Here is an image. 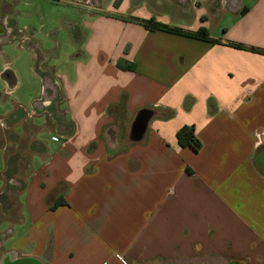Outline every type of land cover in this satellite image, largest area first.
<instances>
[{"label": "crops", "instance_id": "obj_1", "mask_svg": "<svg viewBox=\"0 0 264 264\" xmlns=\"http://www.w3.org/2000/svg\"><path fill=\"white\" fill-rule=\"evenodd\" d=\"M49 1L78 9V51L31 96L44 124L11 116L16 141L58 132L33 133L0 264H264V0ZM185 124L199 151L177 144Z\"/></svg>", "mask_w": 264, "mask_h": 264}, {"label": "rangeland", "instance_id": "obj_2", "mask_svg": "<svg viewBox=\"0 0 264 264\" xmlns=\"http://www.w3.org/2000/svg\"><path fill=\"white\" fill-rule=\"evenodd\" d=\"M10 1L12 2L0 0V188L4 183L3 172L11 162L16 165V170L13 171L15 179L25 177L29 172L30 148L38 149V144L42 146L41 142L31 141L35 131L39 130L35 133L37 139L49 141L50 147L53 145L50 139L58 132L57 121H47L45 127H49L48 129L25 126V134L16 141L17 135L14 131H20L21 126L15 128L11 116L21 112L25 114V122L28 124H44V118H32L34 114L30 112L31 96L41 95L40 86L46 74L57 76L63 70L58 66L64 64L62 61L75 59L80 20L78 9L66 2L34 0V4L29 8L13 3L10 10ZM115 1L117 3L119 0ZM65 66L72 70L73 64L67 61ZM12 75L16 78L14 81H10ZM16 96L20 98L19 102L23 108L14 106L13 99ZM50 106L52 107V103ZM59 107L63 109L62 104H59ZM46 111L52 116L50 107ZM55 117L71 121L68 114L63 113ZM11 209L6 217L0 214V221L9 218ZM15 212L18 213L17 208Z\"/></svg>", "mask_w": 264, "mask_h": 264}, {"label": "trees", "instance_id": "obj_3", "mask_svg": "<svg viewBox=\"0 0 264 264\" xmlns=\"http://www.w3.org/2000/svg\"><path fill=\"white\" fill-rule=\"evenodd\" d=\"M151 28H155V27H151ZM160 28H163V27H160ZM163 29L170 31V32H174V33H179V34L182 33L179 30L173 29V28H163ZM188 36H192V35H188ZM193 37L201 39V40H207L209 39L208 31L204 28H200L197 31V33L193 35ZM176 140H177V144L180 147L182 148L189 147L193 151H199L202 146L201 141L195 134L194 125H187V124L182 125L176 132ZM56 205L57 204H54L52 207H55Z\"/></svg>", "mask_w": 264, "mask_h": 264}, {"label": "flooded vegetation", "instance_id": "obj_4", "mask_svg": "<svg viewBox=\"0 0 264 264\" xmlns=\"http://www.w3.org/2000/svg\"><path fill=\"white\" fill-rule=\"evenodd\" d=\"M5 9V7L3 8ZM16 170V165L14 162H11L9 167L3 172V186L0 188V214L5 215L9 214L7 212L14 207L13 200L11 195H13L16 190L21 189L23 183L19 179H15L14 172ZM10 216V215H9ZM8 216V217H9ZM9 228L6 230L8 232Z\"/></svg>", "mask_w": 264, "mask_h": 264}, {"label": "water", "instance_id": "obj_5", "mask_svg": "<svg viewBox=\"0 0 264 264\" xmlns=\"http://www.w3.org/2000/svg\"><path fill=\"white\" fill-rule=\"evenodd\" d=\"M153 115L154 111L150 109H142L136 114L133 122L131 123L129 131V142H140L143 139L147 128V123Z\"/></svg>", "mask_w": 264, "mask_h": 264}]
</instances>
